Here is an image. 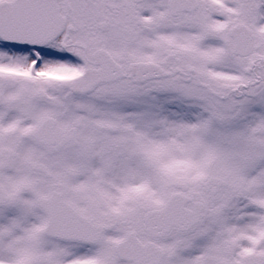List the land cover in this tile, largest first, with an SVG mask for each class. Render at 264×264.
<instances>
[{"label":"snow or ice","instance_id":"obj_1","mask_svg":"<svg viewBox=\"0 0 264 264\" xmlns=\"http://www.w3.org/2000/svg\"><path fill=\"white\" fill-rule=\"evenodd\" d=\"M0 264H264V0H0Z\"/></svg>","mask_w":264,"mask_h":264}]
</instances>
